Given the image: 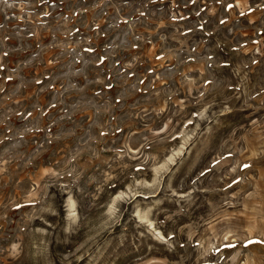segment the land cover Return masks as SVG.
Wrapping results in <instances>:
<instances>
[{
  "label": "rangeland",
  "instance_id": "1",
  "mask_svg": "<svg viewBox=\"0 0 264 264\" xmlns=\"http://www.w3.org/2000/svg\"><path fill=\"white\" fill-rule=\"evenodd\" d=\"M0 264H264V0H0Z\"/></svg>",
  "mask_w": 264,
  "mask_h": 264
},
{
  "label": "bare ground",
  "instance_id": "2",
  "mask_svg": "<svg viewBox=\"0 0 264 264\" xmlns=\"http://www.w3.org/2000/svg\"><path fill=\"white\" fill-rule=\"evenodd\" d=\"M176 153V152H175ZM175 153H172V155H170L167 159L165 158V160H164V162L162 163V164H160V165H156V166H154V174H158V171H160L161 169H162V167L166 164V163H168V161H172L173 159H174V154ZM177 155V154H176ZM175 161V160H174ZM161 168V169H160ZM160 169V170H159ZM155 177V176H154ZM156 178V177H155ZM149 183V182H148ZM130 187V186H129ZM129 187H128V189H129ZM122 194H127V191H125L124 189H122L120 192H119V194H118V197L120 196H122ZM117 197V196H116ZM70 204H71V206H72V209H73V207H74V199L71 197L70 198ZM150 224L152 225V226H154V223L150 220ZM158 234H159V236L160 237H162V238H165V236L163 235V233H162V231H160V230H158Z\"/></svg>",
  "mask_w": 264,
  "mask_h": 264
}]
</instances>
